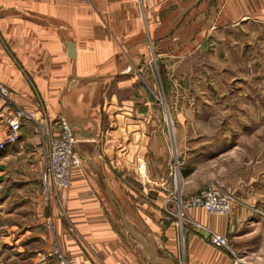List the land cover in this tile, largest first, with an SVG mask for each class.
<instances>
[{"label": "crops", "instance_id": "obj_1", "mask_svg": "<svg viewBox=\"0 0 264 264\" xmlns=\"http://www.w3.org/2000/svg\"><path fill=\"white\" fill-rule=\"evenodd\" d=\"M198 17L222 31L262 27L264 0H0V86L12 107L28 115L19 140L0 151V162L6 160L0 177L18 170L16 192L28 203L22 207L28 217L12 226L31 227L35 214L37 223L47 218L51 228L31 233L44 242L40 260L32 264H60L45 255L52 242L70 264H235L230 253L207 243L209 232L226 238L238 257L248 255L245 264L264 255L250 236L237 235L233 217L201 209L178 217L167 164L147 155L159 123L145 121L144 110L155 106L140 101L138 89L127 91L147 54L176 47V25ZM189 20L179 32L190 27ZM5 104L0 98V112ZM58 115L68 119L83 163L72 172L69 188L54 192L45 207L34 185L45 134ZM6 132L0 119V141ZM20 161L22 167L8 170ZM194 173H178L186 185L183 197L198 191L189 184Z\"/></svg>", "mask_w": 264, "mask_h": 264}, {"label": "rangeland", "instance_id": "obj_2", "mask_svg": "<svg viewBox=\"0 0 264 264\" xmlns=\"http://www.w3.org/2000/svg\"><path fill=\"white\" fill-rule=\"evenodd\" d=\"M186 20L176 25V47L161 49L154 56L149 52L146 65L137 72V83L127 90L131 95L138 89L143 93L138 99L155 106L153 112L144 110L145 121L159 123L147 155H159L167 164L177 206L186 186L181 185L179 171L196 170L189 184L198 191L214 184L226 190L230 211L225 217H233L239 227L237 235L250 236V243L264 254V26L222 31L211 28L214 22L207 17H198L179 32ZM19 165L23 161L11 162L7 168L11 172ZM17 173L0 177V264L39 261L44 242L32 234L51 231L47 218L39 224L35 214L31 227L12 226L29 213L22 209L28 205L22 193L16 192ZM34 186L46 207L49 201L42 196L39 181ZM55 246L52 242L45 255L60 262L53 253ZM241 256L243 261L248 257ZM254 259L259 264L264 255Z\"/></svg>", "mask_w": 264, "mask_h": 264}, {"label": "built area", "instance_id": "obj_3", "mask_svg": "<svg viewBox=\"0 0 264 264\" xmlns=\"http://www.w3.org/2000/svg\"><path fill=\"white\" fill-rule=\"evenodd\" d=\"M0 98L6 103L7 108L6 111L0 112V119L7 127V132L0 141V151H2L19 140L22 123L28 118V115L22 109L12 107L9 92L3 86H0ZM45 135L46 139L42 143V170L39 184L42 196L47 201L53 192L69 188L72 172L81 167L83 159L76 150L78 140L68 119L63 115L56 117L54 129L48 130ZM178 208L180 218H182L183 211L188 209H201L206 214L226 216L230 211V198L219 185L214 184L188 197H180ZM206 241L210 246L230 253L235 264H245L231 251L223 236L209 232ZM53 248V253L60 259V264H70L62 256L57 245Z\"/></svg>", "mask_w": 264, "mask_h": 264}, {"label": "water", "instance_id": "obj_4", "mask_svg": "<svg viewBox=\"0 0 264 264\" xmlns=\"http://www.w3.org/2000/svg\"><path fill=\"white\" fill-rule=\"evenodd\" d=\"M67 49H68V57L69 58H74V46L70 43L66 44Z\"/></svg>", "mask_w": 264, "mask_h": 264}, {"label": "trees", "instance_id": "obj_5", "mask_svg": "<svg viewBox=\"0 0 264 264\" xmlns=\"http://www.w3.org/2000/svg\"><path fill=\"white\" fill-rule=\"evenodd\" d=\"M188 172H190V171H188ZM188 172H184L183 174H187Z\"/></svg>", "mask_w": 264, "mask_h": 264}]
</instances>
